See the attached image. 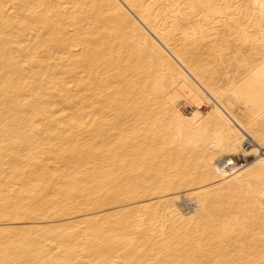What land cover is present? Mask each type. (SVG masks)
I'll list each match as a JSON object with an SVG mask.
<instances>
[{
    "label": "bare ground",
    "instance_id": "6f19581e",
    "mask_svg": "<svg viewBox=\"0 0 264 264\" xmlns=\"http://www.w3.org/2000/svg\"><path fill=\"white\" fill-rule=\"evenodd\" d=\"M264 0H0V264H264Z\"/></svg>",
    "mask_w": 264,
    "mask_h": 264
},
{
    "label": "snow or ice",
    "instance_id": "6c2138e0",
    "mask_svg": "<svg viewBox=\"0 0 264 264\" xmlns=\"http://www.w3.org/2000/svg\"><path fill=\"white\" fill-rule=\"evenodd\" d=\"M261 7L264 8V4H261Z\"/></svg>",
    "mask_w": 264,
    "mask_h": 264
},
{
    "label": "rangeland",
    "instance_id": "374dc122",
    "mask_svg": "<svg viewBox=\"0 0 264 264\" xmlns=\"http://www.w3.org/2000/svg\"><path fill=\"white\" fill-rule=\"evenodd\" d=\"M262 153L264 154V151Z\"/></svg>",
    "mask_w": 264,
    "mask_h": 264
}]
</instances>
